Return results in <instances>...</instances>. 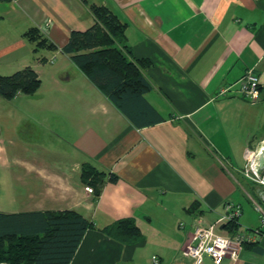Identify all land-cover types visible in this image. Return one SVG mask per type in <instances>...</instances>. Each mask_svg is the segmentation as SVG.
Here are the masks:
<instances>
[{
    "label": "crops",
    "instance_id": "obj_1",
    "mask_svg": "<svg viewBox=\"0 0 264 264\" xmlns=\"http://www.w3.org/2000/svg\"><path fill=\"white\" fill-rule=\"evenodd\" d=\"M91 5L106 6L126 25L131 60L151 86L144 99L156 112L145 110L140 125L62 52L72 31L93 25ZM32 28L57 49L36 51L24 36ZM26 67L41 87L10 101L16 108L0 103V172L20 167L11 199L37 204L0 213L73 211L93 222L70 264H153L155 257L193 264L182 251L195 220L214 224L227 202L241 206V229L260 226L249 197L258 188L243 172L263 146L264 93L251 105L236 87L221 91L249 70L264 87V0L0 2V75ZM30 149V158L22 155ZM88 163L119 181L106 180L99 196L87 192L81 172ZM127 218L142 243L123 245L103 233ZM222 264H264V238Z\"/></svg>",
    "mask_w": 264,
    "mask_h": 264
},
{
    "label": "trees",
    "instance_id": "obj_2",
    "mask_svg": "<svg viewBox=\"0 0 264 264\" xmlns=\"http://www.w3.org/2000/svg\"><path fill=\"white\" fill-rule=\"evenodd\" d=\"M5 1L10 0H0ZM81 1L87 4V0ZM89 8L93 25L86 31H72L62 52L71 57L75 66L121 112L140 125L138 116L147 109L156 111L144 99L151 86L131 60L126 25L106 6ZM24 36L35 44L36 51L57 49L37 28ZM40 87V76L31 67L9 76L0 75V97L6 101L14 100L19 94L32 96ZM159 120L162 119L159 117ZM81 173L83 183L93 189L95 196L100 195L106 180L119 181L115 174L100 172L89 163L83 165ZM92 228L93 222L73 211L0 213V264H70L86 232ZM225 229L234 233L240 224L232 222ZM102 231L123 245H136L145 240L133 218L118 220Z\"/></svg>",
    "mask_w": 264,
    "mask_h": 264
},
{
    "label": "built area",
    "instance_id": "obj_3",
    "mask_svg": "<svg viewBox=\"0 0 264 264\" xmlns=\"http://www.w3.org/2000/svg\"><path fill=\"white\" fill-rule=\"evenodd\" d=\"M234 87H236L235 93L251 105H257L263 98L264 87L254 70H249L229 88L222 89L221 95L234 90ZM263 148L264 141L251 166L243 172L244 178L258 188L257 197L253 198L251 195L249 197L259 213L260 226L256 229L240 228L234 233L226 230V225L239 222L242 215L241 206L233 202L224 205V214L212 225L206 226L201 219L195 220L193 235L182 251V255L190 259L193 264H203L206 259H210L214 264H222L226 259L236 262L244 246L256 245L264 238V172L258 171L256 167L257 156ZM86 191L94 193L88 186ZM180 227L184 228V224H180ZM153 264H160L159 258L155 257Z\"/></svg>",
    "mask_w": 264,
    "mask_h": 264
},
{
    "label": "rangeland",
    "instance_id": "obj_4",
    "mask_svg": "<svg viewBox=\"0 0 264 264\" xmlns=\"http://www.w3.org/2000/svg\"><path fill=\"white\" fill-rule=\"evenodd\" d=\"M1 102H2V104H7L8 108H11V107L16 108L15 104H13L12 102L10 103V101H5L4 99H2L0 97V103ZM1 112H2V109L0 107V121H2L1 120V118H2ZM10 127H12V126H10ZM50 151H51V149H50ZM32 153H33V151H32V149H30V153L23 152L22 155L27 157V158L28 157L30 158L32 156ZM40 155H42V154H40ZM43 155L45 156L46 160H51V152L44 153ZM18 168H20V167H18ZM18 168L16 165H13L11 173L8 172L6 174V172H3V171L0 172V192L1 191L3 192V193L1 192L2 196L0 195V198H1L0 199V207L8 208L9 205L13 204L16 206H20V209H28V208H32L33 206H35L37 204V202L32 201V200H25V201L15 200L14 201V200H12L13 198L11 199L12 196H11L10 190L17 188L16 185L12 184V183H14L16 178H18L20 176L17 172L21 171V170H18ZM23 171H24V169L22 170V174L24 173Z\"/></svg>",
    "mask_w": 264,
    "mask_h": 264
},
{
    "label": "water",
    "instance_id": "obj_5",
    "mask_svg": "<svg viewBox=\"0 0 264 264\" xmlns=\"http://www.w3.org/2000/svg\"><path fill=\"white\" fill-rule=\"evenodd\" d=\"M256 167L258 171L264 172V148L262 149L260 154L257 156Z\"/></svg>",
    "mask_w": 264,
    "mask_h": 264
}]
</instances>
